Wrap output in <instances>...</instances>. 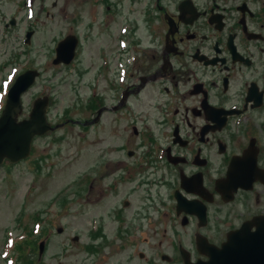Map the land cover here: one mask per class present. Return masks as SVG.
Instances as JSON below:
<instances>
[{"label":"flooded vegetation","instance_id":"obj_1","mask_svg":"<svg viewBox=\"0 0 264 264\" xmlns=\"http://www.w3.org/2000/svg\"><path fill=\"white\" fill-rule=\"evenodd\" d=\"M114 1L111 9L109 0H89L90 6L101 5L108 30L109 13L114 15L122 2ZM129 1L138 10L124 21V36L131 40L122 53L123 65L110 66L109 56L99 52L108 61L101 66L106 73L96 70L90 85L89 109L96 114L83 124L65 121L86 126L106 116L114 127L110 139L118 142L113 152L119 159L105 161L103 173L88 188L99 180L108 182L112 197L124 182L153 186L154 192L149 187L147 204L127 214L124 226L118 225V244L103 234L104 218L92 217L91 240L82 247L91 257L78 264H109L114 245L116 254H125L116 263L205 259L197 252L198 240L219 247L227 233L255 217L264 218V0ZM97 14L89 10L90 24ZM84 18L75 12L73 23ZM15 27L14 18L1 24L2 43L16 36ZM32 28L26 26L20 55L6 66H16L25 56L23 71L33 69L30 51L23 48L30 47ZM101 82L104 93L97 90ZM124 193L122 198H128ZM126 206L123 200L122 209L105 211L106 217L125 220ZM148 211L159 225L158 245L153 238L154 245L140 252L146 246L144 223L152 224ZM254 230L251 225L249 231ZM165 231L169 234L161 247Z\"/></svg>","mask_w":264,"mask_h":264},{"label":"rangeland","instance_id":"obj_2","mask_svg":"<svg viewBox=\"0 0 264 264\" xmlns=\"http://www.w3.org/2000/svg\"><path fill=\"white\" fill-rule=\"evenodd\" d=\"M24 1L0 0V27L10 18H14L16 24V36L11 35L5 43L1 42L5 38L0 31V78L11 74L10 66H6L7 60L20 55L23 31L32 24L34 32L30 47L23 48L30 51V66L39 71V77L34 86L22 96L23 113L20 118H27L31 99L48 96L51 99L48 121L57 125V128L46 137L34 139L33 154L26 160L0 167V264H17L19 256L17 258L15 243L23 240V229L30 228L37 215L43 218L45 226L41 235L44 238L43 253L39 260L36 244V248L28 252L29 262L25 264H78L84 258L91 257L82 247L91 240L89 230L92 217L104 218L103 234L107 235L109 241L115 239L118 244L121 241L115 237L118 225L124 226L127 214H134L135 210L142 208L141 205L147 204L145 193L149 187L154 192L153 186L137 188L132 183L124 182L118 195L112 197L108 182L99 180H95L92 190L88 188L89 183L103 173L105 161L119 159L118 154L113 152V145L118 142L110 139L114 127L111 123L107 124L109 117L106 116H102L94 125L86 126L65 121H79L83 124V120L96 114L89 109L90 103L87 104V101L91 96L90 85L95 71L106 73L101 66H105L107 58L99 56V52L104 50L109 56L110 66L117 62L116 58L122 63V52L116 42V38L120 37L119 26L127 18L130 20L136 15L138 5H132L129 0H122L119 5L116 0L117 11L114 15L109 13L108 30L102 21L106 13L100 9L101 5L90 6L89 0H33V17L30 21L25 16ZM113 2L115 1L109 0L111 9ZM92 9L98 14L93 24H90L89 21L92 20L88 16ZM75 12L84 15L82 23H73ZM65 14L67 18L64 17ZM10 31L13 33L14 30ZM68 35L77 36L79 40L75 57L69 66L53 65L55 46ZM24 58L25 56L21 62ZM20 63L12 68L22 69ZM98 87L97 90L104 93L102 82ZM125 191L128 194L126 199L122 198ZM123 200L127 204L124 207L125 220L118 217L120 222L112 216L106 217L105 211L118 207L121 210ZM150 213L152 226H148V221H145L141 232L146 246H141L140 252L144 248L147 250V246L154 245L151 244L153 238L156 241L158 239L159 225L155 222L152 211H148ZM60 228L61 232H57ZM168 234V231L161 233V247L165 246L162 238ZM74 238H78L79 244L75 243ZM155 243L158 245V241ZM115 246L109 248V264H124L115 262L116 258L125 256L116 254ZM161 247L159 249L164 251ZM162 253L165 258L168 256L165 251ZM128 264L138 263L133 259ZM159 264L166 262L162 260Z\"/></svg>","mask_w":264,"mask_h":264},{"label":"water","instance_id":"obj_3","mask_svg":"<svg viewBox=\"0 0 264 264\" xmlns=\"http://www.w3.org/2000/svg\"><path fill=\"white\" fill-rule=\"evenodd\" d=\"M76 40L67 37L56 48L54 64L69 63L74 56ZM36 71H26L18 76L8 91L7 101L0 115V165L4 159L15 163L25 159L30 152V144L35 136L43 135L53 128L46 120L47 99H38L27 119L17 121L22 112L21 96L32 85ZM230 177V175L228 174ZM177 203L181 199L176 197ZM185 204L189 202L184 200ZM193 214V213H190ZM254 226V232L249 231ZM61 232V229L58 230ZM197 252L206 260L191 263L184 259V264H264V218H254L226 234L225 241L215 247L206 240L196 242ZM43 243L40 244V254Z\"/></svg>","mask_w":264,"mask_h":264},{"label":"trees","instance_id":"obj_4","mask_svg":"<svg viewBox=\"0 0 264 264\" xmlns=\"http://www.w3.org/2000/svg\"><path fill=\"white\" fill-rule=\"evenodd\" d=\"M27 228H29V227H27ZM30 235H31V233H30ZM31 242H32V244H33V246H34V244H35V242H36V238H32L31 240H30ZM22 244H20L19 245V247H18V249H20L21 251H22ZM32 248V247H31ZM22 264H25L24 262H22Z\"/></svg>","mask_w":264,"mask_h":264}]
</instances>
